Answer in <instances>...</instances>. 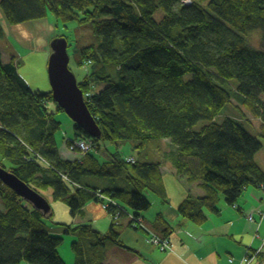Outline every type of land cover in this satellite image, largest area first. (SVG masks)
<instances>
[{
	"label": "trees",
	"instance_id": "16d2710c",
	"mask_svg": "<svg viewBox=\"0 0 264 264\" xmlns=\"http://www.w3.org/2000/svg\"><path fill=\"white\" fill-rule=\"evenodd\" d=\"M182 2L1 0L9 25L45 19L49 13L64 26L89 27L97 44L80 49L79 65L91 72L77 85L90 95L84 101L101 136L92 139L81 161L60 160L54 117L64 112L51 90L33 91L18 72V58L0 48V158L7 161L0 166L41 196L51 190V198L63 200L72 214L92 199L107 205L98 194L110 199L114 204L108 203L106 211L113 222L129 209L135 229H143L134 219L150 208L147 195L166 196L160 163H131L117 155L100 162L94 155L100 143L132 142L143 149L150 141L169 140L176 174L200 182L205 192L202 199L187 196L179 206L180 215L193 223L204 221L203 208L217 210L219 195L233 206L248 186L264 190V174L254 161L264 139V0ZM255 30L262 35L259 45L251 47L243 35ZM232 101L262 122L260 137L231 117L216 122ZM201 121L206 124L194 131ZM73 128L76 138L90 139ZM38 158L49 168L40 166ZM121 178L130 191L88 185ZM0 195L5 207L0 211V264H65L57 252L62 240L52 237L45 223L52 221V211L44 215L1 182ZM116 212L120 216L114 220ZM246 220L254 218L246 215ZM113 227L105 234L76 227L81 242L73 246L74 264H124L103 251L110 244L123 247ZM150 236L157 235H147V241Z\"/></svg>",
	"mask_w": 264,
	"mask_h": 264
},
{
	"label": "crops",
	"instance_id": "0c3cea01",
	"mask_svg": "<svg viewBox=\"0 0 264 264\" xmlns=\"http://www.w3.org/2000/svg\"><path fill=\"white\" fill-rule=\"evenodd\" d=\"M50 16L48 13L45 19L13 26L6 22L0 9V27L3 30V36L0 39L6 43L7 48L12 50V54L16 50L9 42V38L16 40L21 49H27L25 53L27 55L45 50V46L40 44L44 40L46 45L44 38L46 28L49 29V26L52 29L54 28L50 23ZM54 23L58 22L55 21ZM49 33L52 34L51 31ZM17 58L22 60V57L17 56ZM236 108L239 110L240 116L232 118L240 122L251 134L260 137L263 134L259 131L262 122L243 107L244 110L240 106ZM59 114L63 113H57L54 117V121L59 124L57 132L61 130L62 125L57 117ZM70 130L72 135L76 137L72 121L70 122ZM64 135L66 136V134ZM65 140L68 145L69 140ZM260 141L262 148L256 153L254 161L264 174V139L260 138ZM156 143L158 161L155 163H160L166 196L162 200L154 195H147L150 208L139 215L143 229H135L131 226V216L134 215V212L129 209L118 222H113L109 213L103 208V203L100 204L99 201L92 199L86 202L77 213L72 214L63 200L54 201L51 198V190L42 192L43 196H47H44V198L49 204L52 202V207H50V210L54 211V213L52 211V221H46L45 223L50 235L62 240V245L57 249L60 259L65 264L75 263L76 257L73 246L77 242H81V240L79 241L78 232H73L76 227L89 226L99 233L105 234L111 230L114 224L113 230L117 232L123 247L110 244L103 251L106 256H115L124 264H264V190L258 185L248 186L233 206L227 204L224 197L219 195L215 204L217 210L212 212L207 208H203L204 221L193 223L182 217L178 209L187 196L193 199H202L205 196L201 183L190 182L187 177L176 174L172 166L174 147L169 140L165 139ZM162 146L165 147L164 150L161 148ZM99 152L100 149L94 155L100 162L110 160L107 154L102 153L100 155ZM79 156L80 158L77 161L82 159L80 154ZM130 157L137 161L133 156H127V158ZM41 160L43 159L38 158L36 162L39 164ZM3 161L7 162L1 158L0 162ZM44 164L48 167L45 161ZM88 181V179H84L83 183L87 185ZM64 182L70 185L73 184L68 178L67 180L64 179ZM104 183L97 184L92 180L88 185L98 189L121 188L115 180H108ZM0 211L4 212L3 210ZM53 214L57 216L56 223ZM246 215H252L254 221L246 220ZM66 229L69 230V233H66ZM149 234L167 239L170 249L161 252L157 247L149 244L147 241V235ZM65 245L67 247L65 253L71 254L68 259L62 257V248ZM255 252H259V255L251 262L245 263L244 259L252 257Z\"/></svg>",
	"mask_w": 264,
	"mask_h": 264
},
{
	"label": "rangeland",
	"instance_id": "374dc122",
	"mask_svg": "<svg viewBox=\"0 0 264 264\" xmlns=\"http://www.w3.org/2000/svg\"><path fill=\"white\" fill-rule=\"evenodd\" d=\"M49 20L50 23L54 26V28L52 29L50 26L49 29L46 28V32L44 33L46 45L44 44V40L40 44L42 46H45V50H39L36 54L27 55L25 54L27 49H21L20 44L16 42V40H14L13 38H9V42L16 50L13 52L14 53L13 55L16 57L17 56L22 57V60H19L18 72L22 77H24L25 81H28L26 83L33 91H39V92L50 91V85L47 76V64H48V58L52 50L51 42H50L51 40H49L51 36H52L51 38L56 37L55 39H60L59 37L61 36L65 37L66 45H67V54L69 56L68 67L72 71L77 82L81 83L84 80L85 76L91 72V69L88 66L79 65L80 49L85 46H88L91 43L96 42L97 44V38L93 36L89 27L88 26L80 27L75 23H68L66 24V26H64L60 21L58 23H54L55 19L52 16L49 17ZM50 31L52 32V34L49 33ZM49 34L50 36L48 37ZM261 35L262 32L260 30H255L248 33L246 36L243 35V37L248 41L249 45L252 47L255 45H259ZM0 48L4 50V52L6 53L8 52L10 55H12L11 54L12 50L7 48L6 43L4 41H1V39H0ZM96 88L97 87L92 86L93 91H96L97 90ZM237 106H239L238 102H234V101H232V104L226 105L222 109L220 114L216 117V122L221 123L226 117L232 118V117H238V115L240 116V112L236 108ZM240 108L244 110L242 107ZM57 117L58 120L62 123L61 130H59V132H57L55 136L56 146L58 148L59 156L63 161L75 162L80 158V156L78 153L74 154L69 150L67 141L65 140L67 139L70 142H73L75 139V137L72 135V131L70 130L71 121L67 118V116L64 113L59 114ZM204 124H206V122H202V121L199 122L195 126L194 131L200 130L204 126ZM64 134H66V136ZM157 141L158 140H153L148 142L146 147H144L143 149H135V145L132 142H119L116 144L100 143L99 153L100 155H102V153H105L107 155H117L125 159L127 158V156H133L139 162L155 163L156 161H158L157 160L158 157L156 153ZM161 148L163 150L165 149V147L163 146ZM39 165L43 166L44 168H49L46 166V164H44L43 160L39 161ZM94 181L97 184H105L104 182H108V180H99V179H95ZM115 182H117L119 184V187H121L122 189H126V191L131 190V186L129 182L126 181L125 179L122 178L115 179ZM44 196L47 197L46 195ZM51 203L52 202H50V207H52ZM0 210L5 211L4 204L1 200V195H0ZM53 215H54L53 218L54 222L56 223L57 216L56 214ZM65 248H67L66 245L65 247L62 248V257L63 259H68L71 256V254L65 253ZM21 263L26 264L25 262H21Z\"/></svg>",
	"mask_w": 264,
	"mask_h": 264
},
{
	"label": "water",
	"instance_id": "95a60500",
	"mask_svg": "<svg viewBox=\"0 0 264 264\" xmlns=\"http://www.w3.org/2000/svg\"><path fill=\"white\" fill-rule=\"evenodd\" d=\"M66 47V41L63 38L51 42L52 50L48 58L47 76L52 99L74 125L85 132L90 139L98 140L101 132L86 107L76 78L68 68L69 57ZM0 182L44 215L50 211V204L43 196L1 166Z\"/></svg>",
	"mask_w": 264,
	"mask_h": 264
},
{
	"label": "built area",
	"instance_id": "2783aa9c",
	"mask_svg": "<svg viewBox=\"0 0 264 264\" xmlns=\"http://www.w3.org/2000/svg\"><path fill=\"white\" fill-rule=\"evenodd\" d=\"M184 5L188 6L191 4V0H183L182 2ZM85 98L90 97L89 94L84 95ZM92 139H82V138H76L74 139L73 142L68 143L69 150L73 153H79L82 157H84L90 150L92 149ZM128 162H133V158L130 157L127 159ZM63 179L67 178L64 176ZM100 199L105 200L107 202V205H103L104 209L108 208V203L114 204L112 200L106 199L101 195H97ZM119 213L116 212V215L113 217L115 219H119ZM253 216L252 215H247V219L252 220ZM134 224L136 226H141V219H134ZM148 242L152 244L155 247H158L161 252H166L170 249V244L167 239H161L157 236H150L148 239ZM258 255V252L254 253L252 257H246L244 259L245 263H248L252 261L256 256Z\"/></svg>",
	"mask_w": 264,
	"mask_h": 264
},
{
	"label": "bare ground",
	"instance_id": "6f19581e",
	"mask_svg": "<svg viewBox=\"0 0 264 264\" xmlns=\"http://www.w3.org/2000/svg\"><path fill=\"white\" fill-rule=\"evenodd\" d=\"M59 38H63V39H65V37L64 36H61V37H59ZM52 39V38H51ZM50 39V40H51ZM53 40H51L50 42H52ZM65 41H66V39H65ZM66 52H67V47H66ZM68 55V54H67ZM69 57V56H68Z\"/></svg>",
	"mask_w": 264,
	"mask_h": 264
},
{
	"label": "clouds",
	"instance_id": "9594fccd",
	"mask_svg": "<svg viewBox=\"0 0 264 264\" xmlns=\"http://www.w3.org/2000/svg\"><path fill=\"white\" fill-rule=\"evenodd\" d=\"M83 99H85L84 94H83ZM258 255H259V252H258ZM258 255H257V256H258ZM257 256H256V257H257ZM256 257H255V258H256Z\"/></svg>",
	"mask_w": 264,
	"mask_h": 264
}]
</instances>
